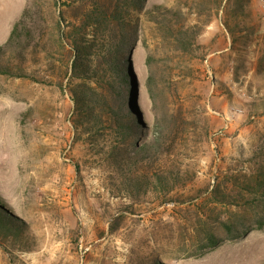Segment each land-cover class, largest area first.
Masks as SVG:
<instances>
[{"label": "rangeland", "instance_id": "374dc122", "mask_svg": "<svg viewBox=\"0 0 264 264\" xmlns=\"http://www.w3.org/2000/svg\"><path fill=\"white\" fill-rule=\"evenodd\" d=\"M22 9L26 35L5 48ZM91 10L106 17L84 29ZM112 13L127 19L114 53L135 78L126 69L116 93ZM78 28L136 134L111 112L94 123L76 109ZM0 47V66L28 76L0 73V218L23 228L0 233V264H264V228L229 239L220 224L243 230L258 212L212 197L218 179L264 166V0H0ZM134 144L147 158L128 167ZM165 170L172 185L128 184ZM208 233L223 240L204 247Z\"/></svg>", "mask_w": 264, "mask_h": 264}, {"label": "trees", "instance_id": "16d2710c", "mask_svg": "<svg viewBox=\"0 0 264 264\" xmlns=\"http://www.w3.org/2000/svg\"><path fill=\"white\" fill-rule=\"evenodd\" d=\"M112 20L114 25H119L120 32L118 36H115V42L111 44L109 48V53L111 58L107 61L110 67V75L113 79V82L109 85L110 90L112 89L113 93L118 92L117 83L120 82L121 84H127V72H129V76L131 80L135 81L133 77V73L131 72L130 67L123 62L119 56H115V51L123 50V47L128 44L127 38L121 34L122 30L126 27L127 19L124 16H120L118 14L112 13ZM26 16V12L24 9L20 11L18 20L13 24V27L9 32H7V39L3 43V46L10 47L16 46L17 42L21 41L23 37L26 35V30L22 26V21ZM104 17H106V12L104 10H91V13H87L86 19L84 23H81L84 29L86 27H90L92 23H102ZM91 23V24H90ZM81 27V28H82ZM81 28L78 32H74L73 40L74 43V51L75 55L71 62V72L73 73V78H76L81 81V84L78 85L76 90L72 91V101L75 104L76 109L83 114L86 119L92 121L94 123H101L103 120L102 113H112L114 117L117 118V122L121 123L120 121L123 118L121 114H119V108H112L111 104L108 103L106 94L104 91V85H102L103 81H105V72L102 67V64L96 68L91 66L87 60L84 59V56L87 54L86 49L87 46L84 45L83 38L79 39L81 32ZM62 37L63 34L60 33ZM5 49L0 47V54L4 53ZM117 53V52H116ZM128 67V68H127ZM103 71L104 73H101ZM0 73L5 75H17L18 77H28L24 70H19V72L15 73L10 68H2L0 66ZM101 73V75L99 74ZM151 78L152 73L145 78V84L151 89ZM151 91V90H150ZM106 109L110 110L107 111ZM127 119V118H125ZM125 119L123 124L120 125L124 126L125 128H129L132 130L134 134H136L138 127L133 124H126ZM139 131H143L140 130ZM133 154H126L121 160V162L130 167L137 165L139 161H143L147 158V145L137 147L135 144L132 146ZM175 174L172 170L170 171H160L155 172L151 175L147 174H139L137 176H129L128 177V184L136 191H140L142 188H157L165 187L168 185H172L175 183ZM212 197L216 198L219 202L223 203L224 205H235L239 208L243 209H255L254 211L258 212L259 218L256 220V225L251 223V225L246 226L243 230H236L238 229L235 227L232 221H220V224L224 229L229 233L228 238L234 239L245 235L251 229L257 228L262 229L264 228V166L259 168V170L253 174V176L249 177L248 180L240 181L239 178L234 176L228 177L224 176L223 179H218L217 184L212 189ZM0 206L3 205L0 203ZM4 219L0 218V233L3 235H11L19 237V233L21 231L20 224L17 223V218L14 216L13 213L8 214V216L3 217ZM17 223V224H16ZM207 242L204 247H215L217 246L223 239L214 235L213 233L207 234ZM152 264H159V263H152Z\"/></svg>", "mask_w": 264, "mask_h": 264}]
</instances>
